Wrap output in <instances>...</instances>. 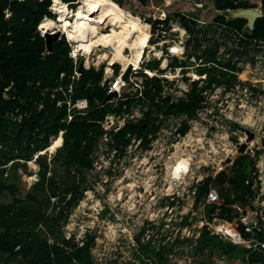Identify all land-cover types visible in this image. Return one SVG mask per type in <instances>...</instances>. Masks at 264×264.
<instances>
[{
    "label": "trees",
    "instance_id": "16d2710c",
    "mask_svg": "<svg viewBox=\"0 0 264 264\" xmlns=\"http://www.w3.org/2000/svg\"><path fill=\"white\" fill-rule=\"evenodd\" d=\"M61 1L76 9L81 0ZM138 1L146 4L149 0ZM211 1L217 13L206 28H199L200 17L194 13L169 14L158 22H178L190 32L197 48L202 49L199 57L204 63H211L200 69L202 74H208V86L213 82L231 85L238 81L235 72L241 69L231 61L217 59L216 48H201L200 40L210 41L211 34L214 44H218L220 27L242 36L249 44L264 43V0H260L263 16L256 20L253 30L247 27L248 19L230 18L227 11L256 8V3ZM53 4L54 0H0V264H98L92 251L96 236L87 234L84 244H80L75 235L66 237L63 226L84 197L95 150L105 132L102 121L109 114L128 111L136 103L148 106L139 122L127 123L111 132L109 146L117 148L122 156L130 141L129 134L143 138L144 147L149 145V136L159 131L160 113L192 117L202 107L203 97L196 87L187 94V99L173 101L164 95L165 86L159 77L145 80L143 95L138 99L105 102L108 92L101 84L105 63L97 68L86 67L82 57L76 61L64 35L53 42L52 50L47 49L39 26L45 18L56 17ZM80 63L83 68L77 76L75 71ZM160 63L155 60L150 66L162 72ZM171 64L180 63L175 58ZM119 69L116 65L115 72ZM83 98L88 101L86 110L72 108ZM187 129L184 124L180 131ZM61 131L63 144L51 155L42 153ZM30 161L37 165L36 172L30 169ZM255 165L254 156L239 154L230 170L206 177L197 185L194 207L203 206L204 224L195 227L192 235L182 237L180 228L172 237V231L162 232L164 221L155 232L156 226L146 220L134 238L139 250L133 257L142 264H171L170 255L174 254L190 260L186 264H217L225 259L264 264V248L237 243L210 227L216 218L237 220L241 237L252 238L253 233L245 229L241 217L254 207ZM19 170L26 175L36 173L37 178L28 189L21 185ZM211 187L218 189L220 201L205 203ZM55 197L59 205L53 202ZM175 204L170 202V206ZM191 218L188 213L178 226H193ZM254 236L264 242V232L257 231Z\"/></svg>",
    "mask_w": 264,
    "mask_h": 264
},
{
    "label": "built area",
    "instance_id": "2783aa9c",
    "mask_svg": "<svg viewBox=\"0 0 264 264\" xmlns=\"http://www.w3.org/2000/svg\"><path fill=\"white\" fill-rule=\"evenodd\" d=\"M162 12L165 16V12ZM166 18L154 16V20L150 22L151 36L148 42L149 45L143 48L139 60L137 62L130 61L126 65L119 62L121 67L118 73L115 72L116 64L109 62L105 67L101 84L104 86L105 79H110L108 87H104L108 93H116L113 100L138 99L143 95L145 80L148 77H159L165 86L164 95L170 96L173 101H178L181 98L187 99V94L196 87L198 91H201L203 97L202 107L192 117L186 114L160 113L157 116V123L160 124L159 131L149 136L151 139L149 145L144 147L143 138L137 134H129L130 141L122 156H120L117 148L109 146L111 132L121 129L127 123L139 122L145 117L148 106L143 103H136L122 114L112 113L107 115L104 121H102V127L105 132L97 144L93 169L89 171V174L96 172L111 174L114 171L117 172V170L122 171L120 169L123 165L122 162L131 154L144 152L146 155L152 154L151 157L161 154L162 157L165 156L164 161L160 162L159 160L158 163H153L152 166L155 171H160L163 185L176 189L180 186L187 187V194L193 199L192 205H194L198 184L206 177H216L220 172L230 170L239 154H250L254 156L256 162L257 171L254 173L255 177L253 181L254 186L257 187V194L253 202L254 207L250 208L252 210H247L246 213L242 214L241 223L247 231L253 233L252 238L248 240L251 242L249 247L264 248V242L259 241L254 236L257 231L264 232V225H261L263 223L261 218L264 214V208H258L255 205V202L260 199L264 200V144L261 142V137L259 136V134L264 136V43L255 41L253 44H249L245 38L242 39V36L233 35V32L220 27L218 28L220 35H217L219 39L218 44H214L215 38L211 34L209 35L210 41L201 39V48H216L217 59L235 63L241 69V71L235 72L238 76L247 75L244 79L238 77V81L231 85L213 82L208 86V74H202L200 69L205 65L210 66L211 63H204L202 58L199 57L202 49L197 48L193 36L180 23L171 22L165 24L158 22V20L162 21ZM201 23L205 24L206 22L201 21ZM167 25L169 26L166 29ZM39 30L43 35L46 32L40 26ZM224 33L229 35V37L222 35ZM66 38L72 46L74 40L68 37V35ZM70 55L76 61L79 59L78 53L73 48ZM127 56L129 58L133 57L132 53ZM175 58L179 60L180 64L178 66L171 64ZM160 59H163L162 65L160 63L159 66L163 70L162 72L157 68L149 66L151 62ZM183 62L187 64L184 65ZM90 66L92 65H87L86 67ZM75 73L77 76L80 75L78 70ZM72 108H77L81 111L86 110L88 108L87 99H78L72 105ZM69 118L71 119L72 116L70 115ZM184 124L188 125V129L186 132H181L180 129ZM238 125L253 131L254 138L248 140L247 133L242 131ZM59 136L63 140V131L60 132ZM244 143L246 144V151L240 153V145ZM56 149L51 150L48 147L42 153L49 152L51 155ZM178 158L184 159L185 164L179 165ZM98 163L100 164L98 165ZM34 175L36 177V173ZM29 177L31 180L34 179L33 175H29ZM118 181L120 180H116V182ZM106 183H108L107 179L97 184L101 186ZM95 184L89 183L88 179L84 197L76 206L79 210L75 207L69 214L68 220L73 219L77 214H80V216L87 214L88 209L86 205L81 210L80 204L95 197L96 193L100 194V190ZM165 194L169 197L170 202H176L175 207L178 208L179 212V209H182V203L185 202L184 196L179 191H175L173 195L170 192H166ZM110 199L111 197H109ZM219 201L218 189L211 187L205 203ZM53 202L59 205L58 197L53 198ZM104 209V207H100L98 214L100 215ZM187 214L180 211L175 219L180 222ZM167 217L168 215L160 221L154 219H148L147 221H150L152 226H156V230L161 228L160 226L164 221L161 229L162 232L167 233L168 230L171 231V220L173 219L170 218V221H168ZM65 225L63 226V230L66 234ZM85 228V234L79 239L76 237V240L80 244H84L83 239L87 234L97 235L96 233H91L87 227ZM180 228L184 232L187 230L186 226H179L176 229V235ZM216 232L228 236L223 228H219ZM185 235L183 234L182 237ZM66 237L70 238L71 235L68 236L66 234ZM229 237L237 243L245 240L240 235H238V239L232 235H229ZM133 247H135L134 253H137L139 247L135 240ZM92 251L94 254L95 250L92 249ZM94 257L96 262L101 264L96 259L95 254ZM170 258H172L171 255ZM130 260L128 264H142L134 257H131Z\"/></svg>",
    "mask_w": 264,
    "mask_h": 264
},
{
    "label": "rangeland",
    "instance_id": "374dc122",
    "mask_svg": "<svg viewBox=\"0 0 264 264\" xmlns=\"http://www.w3.org/2000/svg\"><path fill=\"white\" fill-rule=\"evenodd\" d=\"M82 1L83 0H81L80 3H82ZM113 1H115L124 10L136 13L141 18V21L146 25L150 24V17L154 18V16H163L164 18H166L169 14L174 16L178 12H183L196 14L198 17H200V20L198 21L199 28H206L207 22L211 21L214 14L217 13L211 0H149L146 4H142L138 0ZM249 1L251 3H256L258 5L256 9L262 11L260 0ZM70 10L72 11L73 9L70 7ZM162 11L165 12V16ZM73 17V15L68 16L70 20L73 19ZM54 19H60L57 12ZM201 21H204L206 23L202 24ZM168 26L169 25L166 26V29L168 28ZM114 28V25L106 24L102 30L108 33H112V29ZM216 29L214 28V30ZM59 30L62 31V34L64 36H67V32L63 31L60 26L51 28L49 31L56 32ZM116 31H119V29L116 28ZM218 31L219 29H217V35H220ZM124 33L126 32L123 31V34ZM115 43L117 42L114 41V45ZM77 44L78 43L73 41L72 48L76 53H78L79 57L83 58V63L85 64V66H100L103 63H105V65L107 66L109 64L111 57H100L104 50H112L108 48L107 44L101 43V47H95L90 55L77 48ZM125 53L126 55H128L132 53V50L130 48H126ZM160 61L162 65L163 59H160ZM114 63L121 67V64L119 62ZM246 76L241 75L238 77L244 79ZM151 156L152 154L146 155L144 152L133 155L131 154L127 157L126 160L122 162L123 165L120 168L122 169V171L117 170L119 169L117 168V172L114 171L111 174L104 172H96L91 174L88 173L89 183H96L95 185L98 186L100 194L96 193L95 197H93L92 199L90 198L89 200H86L80 204L81 210L82 207L86 205L88 209L87 214H82L81 216L80 214H77L73 217V219L68 220V223L65 225V231L68 236H73V234L75 233L77 239L85 234V227H87V229L91 231V233H96V245H94L93 250H95L94 254L96 256V259L99 260L101 264H128L129 261H131V257L134 256L135 252V247H133L134 238L140 228L144 225L145 221L148 219L160 221L167 215L168 221H170V218H173L171 220L172 237L176 235V229L179 227L178 220L175 218H177V215L180 211L191 213V220H193L194 222V225L187 227V230L185 232L182 229V235H192L194 229H196L195 227H200L203 224V207L200 206L198 208H195L194 205H192L193 199L189 194H187L188 188L180 186L176 189L163 185V182L161 181L160 171H155L153 169L152 164L158 163L159 160L160 162H163L165 156L162 157L161 154H157L156 156H154L155 158ZM100 163H98V165ZM29 165L30 169H32L33 171L37 170V165L34 162H30ZM19 174H22V170H19ZM33 177L34 179H36L34 174ZM105 179L108 180V183L101 186L97 184L102 183ZM33 180H31L29 175L22 174V187L28 189ZM116 180L123 181L120 183V181L116 182ZM110 183L111 186L107 188V185ZM115 183H117L118 185ZM134 183L136 185H134ZM115 187H120V189H117ZM175 191H179L185 198V202L182 203V209H179V212L178 208L175 206V208L171 207L170 209H166L165 207V209H162L157 202L158 200H155L156 195L158 197H162L164 196L163 193L166 192H170L173 195ZM109 197H111L110 200ZM255 205L258 208H264V200L260 199L259 201L255 202ZM100 207H104L105 209L99 215L98 211L100 210ZM76 208L79 210L78 207ZM250 210L252 209L249 208L248 211ZM261 220L263 221L261 225H264V214L262 215ZM224 224L230 225L231 228H233L241 237V233L239 231V223L237 222V220L228 222L216 218L214 222L210 224V227L217 231L219 228H222ZM155 230L156 229H154V231ZM152 232L153 229L150 233ZM227 235L229 237L228 233ZM241 243L245 244L246 246H249L251 244V242L248 240H244ZM188 261L190 260L186 259L183 255L174 254L171 258V264L190 263ZM217 264L242 263L236 260L233 261L225 259L220 260Z\"/></svg>",
    "mask_w": 264,
    "mask_h": 264
},
{
    "label": "bare ground",
    "instance_id": "6f19581e",
    "mask_svg": "<svg viewBox=\"0 0 264 264\" xmlns=\"http://www.w3.org/2000/svg\"><path fill=\"white\" fill-rule=\"evenodd\" d=\"M54 10L60 19L55 20L47 17L42 21L40 27L44 31H49L51 28L60 26L63 31L67 32L68 37L78 43L77 48L88 55L95 47H101V43H105L109 49H112L111 52L104 50L102 55L98 56L101 58L111 57L110 63L120 62L126 65L130 61L137 62L143 48L149 45L150 26L144 24L137 14L124 10L113 0H83L72 11L68 4L61 0H54ZM69 15H73V19L70 20ZM106 24L115 26L112 33L102 30ZM116 28L119 31H116ZM123 31L126 33L123 34ZM114 41L117 42L115 45ZM126 48L132 50V58L126 55ZM62 141L61 136L57 137L52 142L50 149H56L62 144ZM178 161L179 165L185 164V160L182 158H178ZM222 228L229 235L238 237L237 232L230 225L224 224Z\"/></svg>",
    "mask_w": 264,
    "mask_h": 264
},
{
    "label": "water",
    "instance_id": "95a60500",
    "mask_svg": "<svg viewBox=\"0 0 264 264\" xmlns=\"http://www.w3.org/2000/svg\"><path fill=\"white\" fill-rule=\"evenodd\" d=\"M133 14H136V13H133ZM227 15L230 18H246V19H248L247 27L250 30H253L255 27L256 20L258 18L262 17L263 13H262V11H260L259 9H256V8H244V9H240L237 11H230L229 10V11H227ZM153 20H154L153 17L149 18L150 22H152ZM61 35H63V34H62V31H60V30L56 31V32H50V31L45 32L44 36L46 38L48 50H52L53 42L55 40H57L58 38H60ZM82 68H83V63H80L78 65V72L79 73H81ZM109 81H110V79L106 78L104 81V86L108 87ZM115 95H116L115 92L108 93L106 98H105V102H109V101L113 100ZM238 126L241 128L242 131L247 133L248 140H252L254 138L255 135H254L253 131H251L250 129H247L245 127H242L240 125H238ZM259 136L261 137L260 138L261 142L264 144V136H261L260 134H259ZM245 151H246V144L244 143V144L240 145L239 152L244 153ZM236 238L238 239V237H236Z\"/></svg>",
    "mask_w": 264,
    "mask_h": 264
},
{
    "label": "flooded vegetation",
    "instance_id": "af4514ba",
    "mask_svg": "<svg viewBox=\"0 0 264 264\" xmlns=\"http://www.w3.org/2000/svg\"><path fill=\"white\" fill-rule=\"evenodd\" d=\"M123 180H120V183L122 182ZM118 185V184H117ZM134 185H136L135 183H134ZM111 186V184H109V185H107V188H109ZM121 186V185H120ZM115 188H117V189H120V187H115ZM163 195L164 196H162V197H158L157 195H156V199L155 200H158L157 202L159 203V206L162 208V209H165V207H166V209L168 208V209H170V199H169V197L168 196H166V194L165 193H163ZM158 198V199H157ZM156 202V201H155ZM156 202V203H157ZM155 210V209H154Z\"/></svg>",
    "mask_w": 264,
    "mask_h": 264
}]
</instances>
